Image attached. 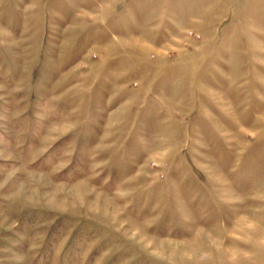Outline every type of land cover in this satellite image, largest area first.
I'll return each instance as SVG.
<instances>
[{"label": "rangeland", "instance_id": "rangeland-1", "mask_svg": "<svg viewBox=\"0 0 264 264\" xmlns=\"http://www.w3.org/2000/svg\"><path fill=\"white\" fill-rule=\"evenodd\" d=\"M0 264H264V0H0Z\"/></svg>", "mask_w": 264, "mask_h": 264}]
</instances>
